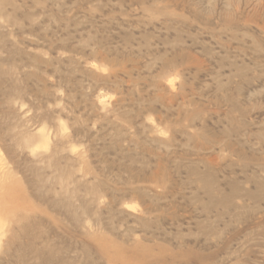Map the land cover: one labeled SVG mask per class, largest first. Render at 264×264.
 Returning a JSON list of instances; mask_svg holds the SVG:
<instances>
[{
  "label": "rangeland",
  "instance_id": "obj_1",
  "mask_svg": "<svg viewBox=\"0 0 264 264\" xmlns=\"http://www.w3.org/2000/svg\"><path fill=\"white\" fill-rule=\"evenodd\" d=\"M0 264H264V0H0Z\"/></svg>",
  "mask_w": 264,
  "mask_h": 264
},
{
  "label": "bare ground",
  "instance_id": "obj_2",
  "mask_svg": "<svg viewBox=\"0 0 264 264\" xmlns=\"http://www.w3.org/2000/svg\"><path fill=\"white\" fill-rule=\"evenodd\" d=\"M153 177V176H152ZM151 179V178H150ZM171 217V216H170ZM161 219V218H160ZM171 219V218H170ZM97 223V222H96ZM142 228V227H141ZM108 230V229H107ZM167 235V234H166ZM159 237V236H158ZM177 239V238H176ZM189 243V242H188ZM160 256H161V254H160ZM183 256V255H182ZM187 260H189V259H187ZM191 260V259H190ZM179 263V262H178Z\"/></svg>",
  "mask_w": 264,
  "mask_h": 264
}]
</instances>
